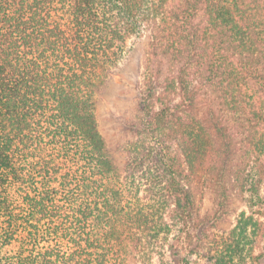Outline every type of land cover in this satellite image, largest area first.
Listing matches in <instances>:
<instances>
[{
	"label": "trees",
	"instance_id": "16d2710c",
	"mask_svg": "<svg viewBox=\"0 0 264 264\" xmlns=\"http://www.w3.org/2000/svg\"><path fill=\"white\" fill-rule=\"evenodd\" d=\"M0 264H264V0H0Z\"/></svg>",
	"mask_w": 264,
	"mask_h": 264
},
{
	"label": "rangeland",
	"instance_id": "374dc122",
	"mask_svg": "<svg viewBox=\"0 0 264 264\" xmlns=\"http://www.w3.org/2000/svg\"><path fill=\"white\" fill-rule=\"evenodd\" d=\"M149 36L128 39L125 56L119 67L109 78L102 94L98 98L97 114L100 129L109 147L116 153L125 139L122 120L136 113L135 91L133 89L139 70L143 68L148 57ZM117 157L118 153L116 154ZM211 193L204 198L203 209L211 207ZM243 206L241 195L235 196L233 207L237 213ZM234 214L231 221L234 219ZM229 225V224H228Z\"/></svg>",
	"mask_w": 264,
	"mask_h": 264
}]
</instances>
